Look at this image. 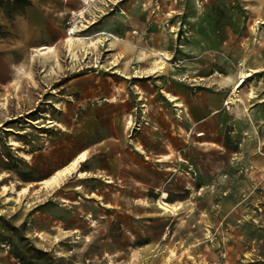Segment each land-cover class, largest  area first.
<instances>
[{
  "label": "rangeland",
  "instance_id": "obj_1",
  "mask_svg": "<svg viewBox=\"0 0 264 264\" xmlns=\"http://www.w3.org/2000/svg\"><path fill=\"white\" fill-rule=\"evenodd\" d=\"M86 7L0 0V264H264V0Z\"/></svg>",
  "mask_w": 264,
  "mask_h": 264
},
{
  "label": "bare ground",
  "instance_id": "obj_2",
  "mask_svg": "<svg viewBox=\"0 0 264 264\" xmlns=\"http://www.w3.org/2000/svg\"><path fill=\"white\" fill-rule=\"evenodd\" d=\"M83 1H84L85 7L87 5H89L91 2V0H83ZM86 10H87V7L82 9L80 11V15L84 16ZM105 34H107L109 36L108 38L112 39V41H111L112 45L116 46V45L123 43L124 54L127 55L129 53L134 52V48L136 46L131 40L121 39L119 36H117L113 32H109V31H100L97 33V35L99 36V39L102 38V36ZM105 38H106V36H105ZM84 39L85 38L76 35V29L73 28L72 35L67 38V40H68L67 44H68L70 49H73V46L76 43H78L79 41H84ZM96 43H97L96 41H92V44H96ZM35 51L36 52L34 53V55L32 57L33 59H36L35 57L40 56V55L45 56V57H51V58L55 59L58 66H59V64L61 65V62H60L61 60L59 57L57 47L50 46V45H42V46H40V48L36 49ZM89 52H90V50L87 51V54H89ZM139 58L141 60H147V59L149 60V63L151 65L148 68V70L152 73H155L158 70L164 71L166 69V67L169 65V59H170L167 57L166 52H162L161 50H158V49L143 51L142 54L139 56ZM131 60H132V57L128 58L126 60V65H129L131 63ZM254 71H257V69H254L253 72ZM251 74H253V73L248 72L247 69H245V68H242L241 70H239L238 79L235 83V91H237L238 87H240L241 84L246 81V77L250 76ZM238 95H240V94L239 93L235 94L236 97ZM167 96H168L169 100L174 101L175 104H177L179 106L184 105V103H182V101L176 99L177 98L176 95H174V94L172 95V94L168 93ZM247 96L253 97V92H249ZM239 99L240 98L238 97V99H234L233 102L238 101ZM48 123H50L49 125H51V126L55 125V123L51 120H48ZM130 123H133V121L130 120ZM203 134H204V132H202V131H200L198 133V135H203ZM11 141L13 144H19V142L16 140H11ZM169 157H170V154L165 156V158H169ZM87 158H88L87 151L86 150L81 151L80 153L77 154L76 158H74L69 164L59 168V170H57L54 175H52L49 178L44 179L43 181L48 185H59L60 182H62L66 177L74 174L77 167L79 166V164L82 161L86 160ZM78 172H79V175H81V176H85L87 174V171H78ZM168 195L169 194L166 191L163 193L161 199L159 200L160 207L167 213L176 214V212L179 210L181 205L173 204V203L165 200L168 197Z\"/></svg>",
  "mask_w": 264,
  "mask_h": 264
},
{
  "label": "crops",
  "instance_id": "obj_3",
  "mask_svg": "<svg viewBox=\"0 0 264 264\" xmlns=\"http://www.w3.org/2000/svg\"><path fill=\"white\" fill-rule=\"evenodd\" d=\"M174 95H175V94H174ZM176 97H177V96H176ZM177 100H178V97H177ZM180 101H181V100H180ZM172 102H173V101H172ZM174 103H175V102H174ZM199 132H200V131H199ZM199 132H198V133H199ZM203 135H204V134H203ZM145 150H146L145 147H143V148L140 150V152H145ZM166 155H169V153H168V154H164V156H166Z\"/></svg>",
  "mask_w": 264,
  "mask_h": 264
}]
</instances>
